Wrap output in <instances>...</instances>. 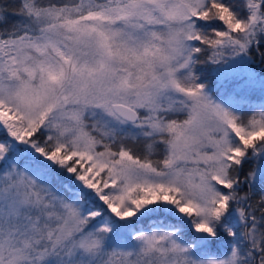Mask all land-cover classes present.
<instances>
[{
  "label": "snow or ice",
  "instance_id": "obj_1",
  "mask_svg": "<svg viewBox=\"0 0 264 264\" xmlns=\"http://www.w3.org/2000/svg\"><path fill=\"white\" fill-rule=\"evenodd\" d=\"M257 59L264 0H0V264H264Z\"/></svg>",
  "mask_w": 264,
  "mask_h": 264
},
{
  "label": "trees",
  "instance_id": "obj_2",
  "mask_svg": "<svg viewBox=\"0 0 264 264\" xmlns=\"http://www.w3.org/2000/svg\"><path fill=\"white\" fill-rule=\"evenodd\" d=\"M12 19H15L14 17L12 18ZM257 61H259L258 59H257ZM260 63V62H259ZM261 65H262V73H264V64H262V63H260ZM204 69H201V71H203ZM208 75H209V80L211 81V80H214L215 79V77L209 72L208 73ZM215 95L217 96V95H220V93H219V91H217L216 93H215ZM254 100V102H259V100L258 101H256L255 99H253ZM136 147L138 148V150H140L141 152L143 151V144L141 143V144H138V145H136ZM248 168V165H246V169Z\"/></svg>",
  "mask_w": 264,
  "mask_h": 264
},
{
  "label": "rangeland",
  "instance_id": "obj_3",
  "mask_svg": "<svg viewBox=\"0 0 264 264\" xmlns=\"http://www.w3.org/2000/svg\"><path fill=\"white\" fill-rule=\"evenodd\" d=\"M252 67L254 68L255 71H257L261 75H264V73L261 72L262 71V65L259 63V61H257L256 64L252 65ZM258 96H259V94H257L256 96H254L253 99H255L256 101H258L257 100L258 99ZM217 97H219V95H217ZM248 167H251V165H248Z\"/></svg>",
  "mask_w": 264,
  "mask_h": 264
}]
</instances>
